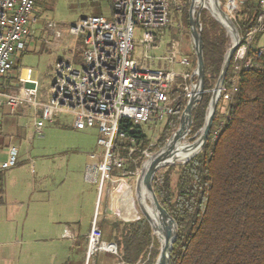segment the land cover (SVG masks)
<instances>
[{
    "label": "rangeland",
    "instance_id": "obj_1",
    "mask_svg": "<svg viewBox=\"0 0 264 264\" xmlns=\"http://www.w3.org/2000/svg\"><path fill=\"white\" fill-rule=\"evenodd\" d=\"M219 1L221 9L227 13L230 20L236 26L234 17L242 12L246 0H234L235 9L233 10H228L229 0ZM189 6L190 0H180L177 7L171 10L169 26L156 33L155 49L147 50L142 45L140 42L142 39V30L139 27L135 28V44L133 52L131 53V58L136 61L139 66H143L149 70H160L164 72L174 71L180 76L190 71V67L178 63L179 60L185 58L188 59L191 64L194 57L191 38L189 39L190 34L187 33L182 21L184 10H189ZM207 14L212 18L209 11H207ZM92 16L109 19L110 1L40 0L36 4L33 12V19H35V21L29 25V31L31 33L30 45L22 54L20 60L17 61L15 69L12 71L13 79L10 81L17 84L19 78H25L26 71L28 69L31 70L32 80L38 82V93L36 97H34L35 100L41 104L49 101L50 89L55 78L56 63L68 60L77 67V62L81 61L80 53L83 50L82 39L72 37L69 34V28L75 25L80 19ZM242 35L243 34H240L239 32V37ZM227 36L229 37V49L232 41L228 34ZM172 44H176L179 51L178 58L173 62L169 60ZM253 47L257 50L264 48V32L257 35ZM239 50L240 47L238 45V48L234 53L235 57L233 55L234 65L236 62V65L239 64L238 60H236ZM230 79H232V77ZM230 79L228 80V89L223 85L225 90H229ZM181 83L182 80L178 77L174 83V89L179 88ZM22 88L24 90H30L32 85H24L23 87L12 86L11 88L7 87L6 89H3V93L9 91L19 95ZM222 93L223 92L221 91V97L215 110V114L217 113V118L219 120L218 126L211 137L213 142L215 141L220 128L224 126L229 115L231 98L226 100L223 98ZM207 94L209 95V99L205 107L204 120L211 99V93L208 92L205 95ZM34 98L31 97L32 100ZM28 101L27 98H23L21 104L13 113L10 112L9 109L6 111L5 108L0 107V264H14L11 257V245L17 238L23 236L45 238L47 236L38 231L34 233L35 229L38 227L42 228L41 225H47L42 222V219H36L34 223L30 221V217L32 216L29 214L28 209L31 205L36 204L33 201L31 202V200L34 199V196L38 197L45 194L44 197H50L52 200L53 198L55 199L61 196L66 199L65 202L75 204L77 210L82 209L83 211L84 217L82 218V221L80 220V224L83 226L84 230L88 228V222L90 221L92 214V212H90L91 201L89 198L93 196L95 199L97 193L98 200L97 186L87 184L83 180V174L86 168L85 165L88 161L87 154L95 153L101 157L103 154V148L97 145V140L101 137L97 127L92 125L87 126L84 130H76L73 127L75 120L73 115L59 112L53 113L51 120L44 122L42 133L37 134L35 133V122L40 119V115H37L34 112ZM204 120L201 127L194 132L192 124L191 132L186 137V142L193 143L198 139L199 131L203 127ZM167 121L168 119L161 123L149 122L138 125L135 131L139 133L142 132L150 143L149 147L142 151H147L151 155L165 146L168 139L158 150L151 152V148L159 143ZM127 140L128 139L126 138L125 140L118 141V145L121 147V149L118 150V153L120 156L127 157L129 149H134L135 152L131 155V160L127 161L123 166L116 167L113 170L111 177L113 179L124 180L128 175L132 174L135 177L136 183L141 165L148 157L145 158L141 154L143 157L142 162L140 158L134 159L133 155L137 152L141 153L142 151L137 149L135 140L130 142L132 145L131 147H124ZM10 145L15 146L17 149V165L8 170H1V165L7 161L8 157L4 148ZM122 152L126 153L122 154ZM137 163H140V167H138L134 173H131L128 170V166L136 165ZM183 165L185 164L168 166L158 171L156 175L159 172L162 173L166 171L170 167H174L169 171L171 176V186L173 188L176 185L179 176V169L177 167ZM112 189L111 184L107 183L100 199L98 200L99 208L96 216V223L97 228L101 231L100 242L103 243H105V241H103L105 236L103 229L100 226L101 221L105 220L110 224L116 220L113 217H109L108 219L104 218L105 207H108L110 197L112 198L114 195L117 197L120 196V198L122 197V195L116 194L117 192H111ZM126 190L127 189H124V191ZM132 200L135 210L138 212L137 219L139 220L142 215L137 207L134 189L132 192ZM52 203L56 204L57 202ZM136 220H132V222ZM53 222V219H51V221L49 219L51 225L55 224ZM105 227V235H108L110 233V226L106 224ZM90 231L91 227L87 235V244ZM105 244L115 245L111 242H106ZM159 248L160 247L158 246V253ZM151 249L152 246L149 247L146 259L136 264H146L149 260ZM112 255L117 257L118 252L116 251V254Z\"/></svg>",
    "mask_w": 264,
    "mask_h": 264
},
{
    "label": "trees",
    "instance_id": "obj_2",
    "mask_svg": "<svg viewBox=\"0 0 264 264\" xmlns=\"http://www.w3.org/2000/svg\"><path fill=\"white\" fill-rule=\"evenodd\" d=\"M258 9L255 0H246L235 18L240 34H245L255 23ZM189 34L188 10L182 15ZM204 88L213 89L218 78L229 37L207 11L200 14ZM190 39V37H189ZM191 74L196 60L193 54ZM235 57V55H234ZM232 58L224 82L227 88L234 65ZM260 70H242L237 88L230 99L229 115L213 142L211 137L218 126L217 113L213 119L210 137L203 150L179 169L176 185L172 188L170 167L153 179V190L166 212L175 220L177 237L169 264H264V57L255 58ZM196 82L194 78L192 82ZM179 96L176 112L166 122L162 136L151 152L158 150L177 129L179 118L188 98L182 88L174 90ZM209 95L193 111V132L201 127ZM127 122V142L135 140L139 151L150 143L142 132L130 131ZM139 129V128H138ZM126 152H122L125 154ZM141 159V153L133 155ZM140 162V163H141ZM140 163L128 166L134 173ZM110 233L105 235V226ZM104 240L117 247L120 262L136 264L144 261L154 264L158 254L157 241L141 217L133 222L102 220Z\"/></svg>",
    "mask_w": 264,
    "mask_h": 264
},
{
    "label": "built area",
    "instance_id": "obj_3",
    "mask_svg": "<svg viewBox=\"0 0 264 264\" xmlns=\"http://www.w3.org/2000/svg\"><path fill=\"white\" fill-rule=\"evenodd\" d=\"M40 0H0V107L3 105L14 112L27 98L34 112L40 115L35 122V131L42 133L44 122L51 120L53 113L65 112L73 115L74 127L84 130L87 126H96L101 137L97 145L103 148L99 163L87 165L84 181L97 186L98 200L107 183L115 193L123 179H113L111 174L116 167L123 166L131 160L134 149H129L127 157L120 156L119 140L127 138V122L134 132L143 123H161L169 119L177 109L179 97L174 96V83L178 77L182 83L179 87L185 97H189L192 84L191 74L181 76L174 71L149 70L139 66L131 58L134 49V30H142L140 42L147 49H155L156 33L170 24L171 10L180 0H109L110 17L103 19L92 16L80 19L69 28V34L82 39L80 67H75L68 60L55 65V78L50 89V98L44 104L34 97L38 93V82L32 80V71H26L25 78L18 83L7 81L13 79L12 71L17 61L27 50L31 42L29 25L35 21L33 12ZM234 0H229V4ZM257 17L249 31L239 39L238 65H234L229 90L222 89L223 98L229 100L234 94L242 70H260L254 63L255 58L264 57V48L253 47L258 34L264 32V0H255ZM170 61L178 58L176 44H172ZM180 65L189 66L188 59H181ZM32 85L30 90L22 88L19 95L3 89ZM228 89V88H227ZM31 97L34 99L32 100ZM4 99V100H3ZM3 100V101H2ZM124 149V148H123ZM7 161L1 170H8L17 165V149L8 148ZM147 158L150 154L142 151ZM91 160L97 158L91 154ZM101 231L97 228L96 218L91 225L86 250V262L98 252L116 254V247L100 242Z\"/></svg>",
    "mask_w": 264,
    "mask_h": 264
},
{
    "label": "water",
    "instance_id": "obj_4",
    "mask_svg": "<svg viewBox=\"0 0 264 264\" xmlns=\"http://www.w3.org/2000/svg\"><path fill=\"white\" fill-rule=\"evenodd\" d=\"M206 2L207 0H190L188 10L189 34L192 50L196 59L195 68L192 70L190 76L191 80L195 78L196 82L191 85L190 95L180 115L177 130L171 134L163 148L151 154L142 163L134 188L137 207L142 217L148 223L152 235L159 234L163 238V244L160 245L159 253L154 264H169L170 254L177 237V225L175 220L160 205L153 190V179L156 173L161 169L175 164H186L203 150L210 135L216 105L221 97L220 93L223 89L230 62L239 45L240 37L237 27L230 20L227 13L221 9L220 1L213 0L221 20L216 19L210 12L209 13L230 36L232 44L224 55L223 63L213 89L211 91H206L204 88L205 66L201 37L202 28L200 24L201 11L204 9L209 11L204 7ZM223 20L227 25L224 24ZM208 92L211 93V99L207 111L211 107V113L207 116L206 112L204 124L199 131L198 139L193 143H188L186 142V137L191 132L193 124L192 113L202 102L204 95ZM180 147H184L186 150L195 147L197 152L185 162H180L178 157ZM148 208H151L152 213L148 211Z\"/></svg>",
    "mask_w": 264,
    "mask_h": 264
},
{
    "label": "crops",
    "instance_id": "obj_5",
    "mask_svg": "<svg viewBox=\"0 0 264 264\" xmlns=\"http://www.w3.org/2000/svg\"><path fill=\"white\" fill-rule=\"evenodd\" d=\"M81 65V61L77 62V67H80ZM11 83L12 82L8 80L7 86ZM1 107L8 111L5 106L2 105ZM10 146L4 148L5 153L8 152ZM91 154L96 155L97 158L91 160L89 157ZM100 158V155L88 153V161L85 167L90 164L98 163ZM134 185L135 177L130 174L124 178L120 185L117 186L116 194H120L122 197L120 198V196L117 197L115 195L112 198L110 197L108 207H105V219L113 217L116 220L132 222V220L138 218V212L135 210L132 200ZM124 189L127 190L124 191ZM44 195L45 194L38 197L34 196V199H32L31 202L33 201L36 204L31 205L28 211L33 217H30L32 223H34L36 219H42V222L47 224L41 225L42 228L38 227L35 229L34 233L38 231L47 236L45 238L23 236L17 238L15 242L13 241L11 245V257L14 264H124L123 262H120L118 256L115 257L104 251L96 253L88 263L86 262L87 235L93 220L97 216L99 208L97 193L95 199L93 196L89 198L91 201L90 212H92V214L91 219L88 222V228L85 230L80 224V220L82 221V218L84 217L82 209L77 210L76 205L65 202L66 199L64 197L62 198L59 196V198H53L52 200L50 197H44ZM52 202L57 203L54 204ZM48 218L50 221L53 219V223L55 224L51 225Z\"/></svg>",
    "mask_w": 264,
    "mask_h": 264
},
{
    "label": "bare ground",
    "instance_id": "obj_6",
    "mask_svg": "<svg viewBox=\"0 0 264 264\" xmlns=\"http://www.w3.org/2000/svg\"><path fill=\"white\" fill-rule=\"evenodd\" d=\"M229 5H230L229 6L230 8H234L235 7V6L232 7L233 1H231ZM204 7H206L209 10V12L216 19L221 20L220 17H219V14L217 12L216 7L214 6L213 0H207V2L205 3ZM223 22H224V24L227 25V23L224 20H223ZM211 110H212V108L210 107L209 110L207 111V116H209V114L211 113ZM196 152H197V150L195 149V147L193 149H189V150L184 149V147H180L179 154H178V157L180 159V162H185L191 156H193ZM148 211L150 213H152L151 208H148ZM154 239L158 241V246L159 247H160V245L163 244V238L159 234L154 235Z\"/></svg>",
    "mask_w": 264,
    "mask_h": 264
}]
</instances>
